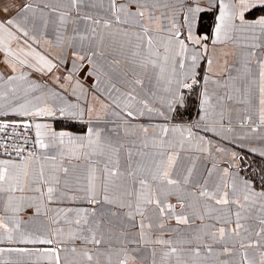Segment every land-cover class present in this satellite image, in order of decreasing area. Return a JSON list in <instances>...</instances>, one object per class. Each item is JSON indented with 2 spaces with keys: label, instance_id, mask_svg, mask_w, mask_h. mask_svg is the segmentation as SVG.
Instances as JSON below:
<instances>
[{
  "label": "snow or ice",
  "instance_id": "6c2138e0",
  "mask_svg": "<svg viewBox=\"0 0 264 264\" xmlns=\"http://www.w3.org/2000/svg\"><path fill=\"white\" fill-rule=\"evenodd\" d=\"M0 264H264V0H0Z\"/></svg>",
  "mask_w": 264,
  "mask_h": 264
},
{
  "label": "crops",
  "instance_id": "0c3cea01",
  "mask_svg": "<svg viewBox=\"0 0 264 264\" xmlns=\"http://www.w3.org/2000/svg\"><path fill=\"white\" fill-rule=\"evenodd\" d=\"M259 14H262V13H260L259 11H256L252 15L255 16V15H259ZM211 22H212L211 15H205V17H204V26L207 27L208 25L211 24Z\"/></svg>",
  "mask_w": 264,
  "mask_h": 264
}]
</instances>
